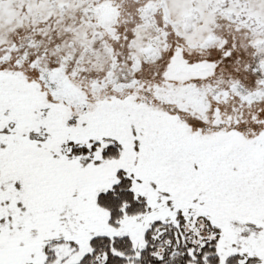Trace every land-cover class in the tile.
Listing matches in <instances>:
<instances>
[{"label":"snow or ice","instance_id":"6c2138e0","mask_svg":"<svg viewBox=\"0 0 264 264\" xmlns=\"http://www.w3.org/2000/svg\"><path fill=\"white\" fill-rule=\"evenodd\" d=\"M0 264H264V0H0Z\"/></svg>","mask_w":264,"mask_h":264}]
</instances>
